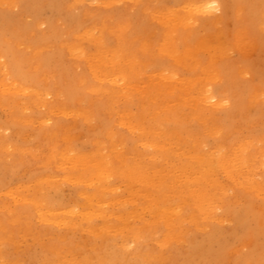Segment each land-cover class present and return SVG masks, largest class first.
Wrapping results in <instances>:
<instances>
[{
    "label": "rangeland",
    "instance_id": "1",
    "mask_svg": "<svg viewBox=\"0 0 264 264\" xmlns=\"http://www.w3.org/2000/svg\"><path fill=\"white\" fill-rule=\"evenodd\" d=\"M3 2L0 264H74L104 239L121 251L131 227L161 254L151 264H264V0ZM80 157L106 162L111 177L56 222L45 199L73 193L63 173L89 180L72 166ZM132 168L156 171L163 188L132 184ZM161 189L180 218L152 220ZM194 189L210 219L189 228ZM115 201L142 218L118 219ZM87 208L103 214L79 218Z\"/></svg>",
    "mask_w": 264,
    "mask_h": 264
},
{
    "label": "bare ground",
    "instance_id": "2",
    "mask_svg": "<svg viewBox=\"0 0 264 264\" xmlns=\"http://www.w3.org/2000/svg\"><path fill=\"white\" fill-rule=\"evenodd\" d=\"M3 3H14L16 0H3ZM208 7V8H207ZM212 8H214L213 5L211 4H206L201 5L200 9H204V10H211ZM3 17L1 16L0 20L2 21ZM185 21L188 22V24L190 23L188 18H186V20L180 21L178 22L174 27H176V31L180 30V28H182L185 24ZM168 22V21H166ZM187 24V23H186ZM7 55L6 56H10L11 58L16 59V55L15 53H12V50L7 51ZM1 57V56H0ZM7 64H2V67L5 68V71H8V67L6 66ZM7 75V74H6ZM97 75V74H96ZM15 81L13 79H11L10 77H7L4 79V83L2 84V86H4L6 89L11 90V92H13V94L19 92L20 90L15 89ZM45 95H47L46 92H39L38 93V97L40 100V103H44V97ZM205 101H209L210 97H205ZM85 116H88L87 111H84V113H82ZM84 116V118L86 119V117ZM129 128H131V126H129ZM117 135L116 133L111 134V138L116 139ZM125 140L130 141L129 137H127ZM64 159L66 157V155H63ZM90 160H87L85 157H80V158H76L74 160V162L72 163L73 167L76 166H80L84 169L85 174H88L89 176V180H85L83 177H76L73 174L68 178V174L63 173V175H61L59 182H65V181H70L72 186H73V193L69 196V197H62V196H57V197H53V198H46L45 199V204H46V211H53L55 215L51 214L54 216V218L57 221H60L59 218H56V213L60 214L62 212H70V213H74V211L70 208V206H72L73 204H76L78 206H80V203L78 202L79 197H82L83 199H85V201L90 204L94 201H97L100 198V190H98L96 187H94L92 185L94 179H100L102 181H105L107 179H109L111 177V172L109 171V165L104 162H89ZM259 167L264 166V161H259L258 162ZM208 171L212 170V163H208ZM126 176H128V179L132 182V184L134 183H145L148 186H153V187H160L163 188V182L161 181V176L159 174H157V172L155 171L153 173L152 172H142L140 169L138 168H132V170L128 171V174H126ZM236 180V178H233ZM88 184V185H87ZM88 186H92L91 190H88ZM58 187L56 186L57 191H59V189H57ZM97 189V190H96ZM102 190H106V187ZM163 189H161L158 193L160 194L158 196L157 199H153V202L150 204L151 206V218L152 220H154L155 222H160L163 221L165 218H180L181 217V206H177L179 207L177 209V207H172V208H164V204L163 202V198L165 196V191L164 193L162 192ZM161 192V193H160ZM193 198H191V202H192V206L191 208L184 213V217L187 219L188 221V227L189 228H196L198 225L202 226L203 224H205L210 217L208 216V211L205 210L202 206H203V201H204V196L205 193L203 191H200L198 189H194L193 192ZM111 201V199H108ZM124 201V200H123ZM112 203V201H111ZM122 202H118L115 201L113 202V205H115L117 207L116 212H117V218L118 219H122V220H128V219H132V218H138L140 217V215L135 211H133L132 208L127 207V206H121L120 208V204ZM119 204V205H118ZM84 206V205H82ZM138 208V209H137ZM137 210L142 209L141 205H137ZM38 215L39 212H37ZM42 213V212H41ZM101 214L103 213H99V212H95L92 209H83L80 210L78 213V217L81 219H86V220H92L97 216H101ZM114 213H108L105 212L104 216L106 217H112ZM142 218V217H140ZM146 225H142L141 227L139 226L138 229L140 231H146V232H150L151 227L149 224L145 223ZM167 228V227H166ZM6 232V229H5ZM139 232L137 231V228H133L131 227L130 229H128L125 233H122L120 235V240H121V246L119 250H114L113 247L110 246L108 239H104L103 242L101 244H97V243H93L88 252H82L81 253V259H79L76 263L74 264H151V261H155V260H159V257L161 256V254L157 251L154 250H147L146 248L143 247L144 244H142V242H145L144 238L140 237ZM183 234V233H182ZM181 233H180V237H181ZM12 238V237H11ZM15 237L12 238V240H14ZM127 239H134L136 241V244H134V246H136V248H132L130 249L128 247V241ZM118 247V246H117ZM50 248L53 249H58L57 246H51ZM143 248V249H142ZM136 253H142L144 254L142 256V261H136V259H134L133 255H135ZM3 258L2 254L0 252V259ZM142 262V263H141ZM57 264H70L68 261H65L63 259H61L60 261H57Z\"/></svg>",
    "mask_w": 264,
    "mask_h": 264
}]
</instances>
